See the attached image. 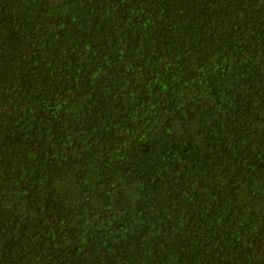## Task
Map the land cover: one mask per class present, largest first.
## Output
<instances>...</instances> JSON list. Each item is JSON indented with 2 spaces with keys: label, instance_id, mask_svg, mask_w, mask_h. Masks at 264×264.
<instances>
[{
  "label": "trees",
  "instance_id": "obj_1",
  "mask_svg": "<svg viewBox=\"0 0 264 264\" xmlns=\"http://www.w3.org/2000/svg\"><path fill=\"white\" fill-rule=\"evenodd\" d=\"M0 264H264V0H0Z\"/></svg>",
  "mask_w": 264,
  "mask_h": 264
}]
</instances>
